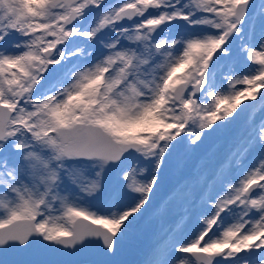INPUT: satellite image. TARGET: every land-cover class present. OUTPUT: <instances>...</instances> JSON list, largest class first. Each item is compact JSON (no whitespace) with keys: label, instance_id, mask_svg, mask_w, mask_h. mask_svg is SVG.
I'll use <instances>...</instances> for the list:
<instances>
[{"label":"snow or ice","instance_id":"1","mask_svg":"<svg viewBox=\"0 0 264 264\" xmlns=\"http://www.w3.org/2000/svg\"><path fill=\"white\" fill-rule=\"evenodd\" d=\"M261 89L264 0H0V264H264Z\"/></svg>","mask_w":264,"mask_h":264},{"label":"rangeland","instance_id":"2","mask_svg":"<svg viewBox=\"0 0 264 264\" xmlns=\"http://www.w3.org/2000/svg\"><path fill=\"white\" fill-rule=\"evenodd\" d=\"M253 67H255V66H253ZM261 91H264V89H261ZM245 103H249L251 105V104H254L255 102L248 101V102H245ZM244 118H246V116ZM257 118H259V114H258ZM231 136H232V132L227 130V129H220V130L212 133L211 135L207 136V138L204 140L203 144H201L200 147L196 150V152L192 154L191 158L194 159V156L196 155V153H200V154L202 153L201 159H204L205 154H207L212 148L216 147L214 151L208 153V154H210V156H209L210 160L208 162H206L209 165L213 164L215 162V159H216L217 155L228 144ZM197 163L200 164V163H205V162L198 161ZM168 173H167V175H168ZM171 175H172L171 177L167 176V180H166L165 183H170L169 181L173 180V179H175L176 182H178V181H180L182 179V176L180 174L175 173L173 171L171 172ZM162 199L163 198H160L159 202ZM152 205H153V203H152ZM175 209H177V208H175L173 206L171 211H173ZM151 210L152 209H150V211ZM149 217H151L150 214L149 213L146 214V216H145V218L142 221V224L140 226V232L141 231L143 232L142 236L145 237V238H149L150 234L153 232V230L150 229V228H146L147 230L144 231L146 224H147L148 227L150 225ZM151 228L155 229L156 226L153 223H151ZM138 236H141V235L139 234ZM138 236H136L135 238H137ZM143 240H144V238H143ZM5 259H7V257L4 254L0 253V261H3Z\"/></svg>","mask_w":264,"mask_h":264},{"label":"water","instance_id":"3","mask_svg":"<svg viewBox=\"0 0 264 264\" xmlns=\"http://www.w3.org/2000/svg\"><path fill=\"white\" fill-rule=\"evenodd\" d=\"M127 242V241H126ZM125 242V243H126ZM122 248L120 250L119 259L125 262V264H132L130 262V254H125L121 258ZM8 259L12 257L10 255L7 256ZM19 258L22 259H42V260H51V261H93L103 259L100 255L98 248L96 246H89L87 248L81 249L79 252H76L71 255H66L63 252H55V251H47V250H39L33 249L27 253L21 254Z\"/></svg>","mask_w":264,"mask_h":264}]
</instances>
